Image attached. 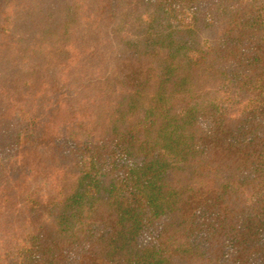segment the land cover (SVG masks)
I'll use <instances>...</instances> for the list:
<instances>
[{"label": "trees", "instance_id": "trees-1", "mask_svg": "<svg viewBox=\"0 0 264 264\" xmlns=\"http://www.w3.org/2000/svg\"><path fill=\"white\" fill-rule=\"evenodd\" d=\"M0 264H264V0H0Z\"/></svg>", "mask_w": 264, "mask_h": 264}, {"label": "rangeland", "instance_id": "rangeland-1", "mask_svg": "<svg viewBox=\"0 0 264 264\" xmlns=\"http://www.w3.org/2000/svg\"><path fill=\"white\" fill-rule=\"evenodd\" d=\"M110 67H111V65L104 64V68H105L106 70L110 69ZM108 72H109V71H104V74H107ZM12 205H15L14 208L16 207V204H15V203H13ZM14 208H13V209H14ZM11 209H12V207H11Z\"/></svg>", "mask_w": 264, "mask_h": 264}]
</instances>
